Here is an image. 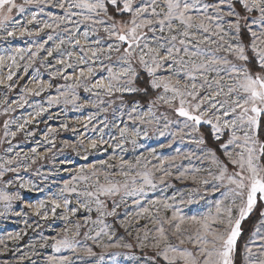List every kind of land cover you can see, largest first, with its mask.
<instances>
[{
  "label": "snow or ice",
  "instance_id": "obj_1",
  "mask_svg": "<svg viewBox=\"0 0 264 264\" xmlns=\"http://www.w3.org/2000/svg\"><path fill=\"white\" fill-rule=\"evenodd\" d=\"M30 6L37 10L30 13L29 19H23ZM45 6L59 9L63 15L54 11L45 13ZM42 15L48 19L41 21ZM41 23L42 26L35 31L30 29L31 25ZM68 24L74 27L64 28L67 40L61 39L48 50V57L66 42L73 43L83 53L77 57L82 64L99 61L100 69L80 67L78 78L65 76V80L72 79L74 83L65 85L63 92L57 88L60 95L49 97L48 104H58L63 98L65 104L75 106L79 99L76 90L82 86L85 92L95 94L98 104L104 103V96H118L122 108H131L128 116L133 123L158 125L163 121L164 129H168L173 123H181L182 118V127L172 133L173 137H191L200 152L199 156L190 152L183 157L189 160L195 157L209 165L204 170L206 176H199L201 169L195 167L179 172V179H191L197 185L188 193V203L198 202L192 197L200 194L201 186L208 195L210 181L217 182L211 185L212 194L224 189L214 206L202 214L184 215L176 207L168 216L161 215L157 208L155 215L150 217L151 229L145 225L142 238L141 233H137L139 247L153 250V255L148 258L149 264H264V0H0V33L3 34L0 40L14 37L18 28L20 36H39L46 29H60ZM80 25L85 26L83 42L76 38ZM52 39L53 36L48 34L47 40L36 44L34 51L28 49L30 56L25 71ZM23 52V49L16 48L10 54L0 55V67L8 68L0 85L8 90L13 87L11 81L16 75L13 69L18 67V58L24 59ZM73 55L67 52V60L60 59L57 63L62 68H71L73 65L67 61L72 60ZM99 70L105 71L107 76L92 83L91 79ZM51 87V84L40 81L37 84L39 91L33 88L23 91L39 95L40 91ZM126 94L130 97L128 100ZM20 100L24 101L23 95ZM0 105H4L5 113L15 111L8 104L6 95ZM145 105L148 111L141 114L138 110ZM22 106L16 102V107ZM159 108L166 111L158 114ZM46 111L38 106L35 115ZM10 123L4 121L5 137L16 136V132L8 130ZM28 123L31 121L25 120L17 130L23 131ZM144 134L147 135V131ZM128 135L127 128L121 129V137L127 138ZM160 135L164 132L161 131ZM132 143L135 144L134 139ZM92 147H96V142ZM8 151L11 152L12 148L9 147ZM32 152L36 153V149L33 148ZM177 152L178 156L165 157L164 162L172 164L180 158L179 149ZM20 155L16 153V157ZM12 163L11 158L0 162V179L5 171H17L8 167ZM116 167L105 160L87 168L81 167L61 189L62 193L82 197L83 202L78 201L79 207L89 213L95 206L99 214L97 219L91 220L89 216L84 222L91 221L102 227L93 236L85 232L86 239L99 241L102 236L109 235L104 217H116L117 209L128 198H132L133 205H138L137 197H142L146 189L156 187L155 172L163 173L159 177L160 183L172 174L170 168L153 166L149 169L144 157H137L135 162L121 159L118 174H113ZM17 182L21 188L28 187L19 181V177ZM77 182H81L83 188L77 187ZM12 183L7 181L8 185ZM109 198L111 210H108ZM20 199L19 192L0 190V202L5 212ZM153 203H162L165 210L174 208L173 204L160 200ZM52 205L55 214L61 204L53 200ZM70 205V200L63 201V206L69 209L65 221L75 216L78 210ZM43 207L44 202H41L37 214ZM149 212V208H143L136 215L146 216ZM253 215L256 220L241 245L239 240L245 231L243 223ZM80 228L78 220L74 236H69V229L65 227L52 237L50 246L53 251H82L84 256H95L90 246L81 248V242L76 238L80 235ZM9 239L19 240L21 236L17 233ZM45 246L47 241L41 245ZM100 246L105 251L132 247L119 243ZM6 251L7 246L0 240V252ZM113 255L119 256L120 253ZM24 258L21 256L20 260ZM45 264H73V261L70 256L50 255Z\"/></svg>",
  "mask_w": 264,
  "mask_h": 264
},
{
  "label": "rangeland",
  "instance_id": "obj_2",
  "mask_svg": "<svg viewBox=\"0 0 264 264\" xmlns=\"http://www.w3.org/2000/svg\"><path fill=\"white\" fill-rule=\"evenodd\" d=\"M34 6H30L28 12L24 14L23 19H29L30 13L36 11ZM54 11L58 15H63L59 9H52L50 6H45V13ZM20 19L21 17H17ZM46 15L41 16V21L47 20ZM75 19V18H73ZM39 25H31L30 29L35 31ZM72 29V24L62 25L60 29H46L39 36H20V29H16V35L8 38L7 41L0 40V55L10 54L16 48L23 49L24 59L18 58V67L14 68L16 75L13 76L11 83L13 87L8 90L3 85H0V100H3L5 95L8 97V104L15 111L4 112V105H0V162L8 159H13V163L8 167L17 169L15 172L5 171L4 177L0 179V190H5L10 193L19 192L21 199L14 201L11 209L5 212L2 202H0V240H3L8 248L6 252H0V264H45V259L50 255L70 256L73 264H149V259L153 255L151 247L140 248V241L137 239V233H141L142 229L147 225L151 229L152 225L150 217L154 216L157 208L160 209L161 215L171 216L172 211L178 207L184 215L202 214L214 206V202L220 199V192L211 193V185L217 183L210 181L207 186L208 195H205L203 186L200 188V194L194 195L193 203H188V193L197 187L191 179H179V172L184 168L195 167L201 169L199 176H206L204 171L209 167L207 162H202L193 157L191 160L185 159L183 154L195 153L199 156L195 144L191 142L192 138L185 136L183 139L174 138L172 133L178 132L182 127L181 123H173L168 129H164L163 121L158 125H145L139 121L133 123L129 119L128 113L131 108L128 106L121 107L118 96L102 97L104 103L98 104L95 94L84 91L81 86L77 88L76 94L79 99L76 105L65 104L63 98L60 103L48 104L49 97L60 95V91H65V85L73 84L72 79L65 80V76L79 77V68L92 66L100 69L99 61L95 64H82L77 57L83 55L78 47H74L73 43L66 42L64 46L57 52H54L51 57H48L47 51L52 49L61 39L67 40V33L64 28ZM85 26L80 25L79 32L76 38L83 42V31ZM11 30V27L9 28ZM48 34L53 36L51 41L45 44L44 49L35 57L31 67L25 71V65L28 64L30 52L28 49L35 50V45L43 43L47 40ZM0 35H3L0 33ZM101 35L103 33L101 32ZM91 37L90 39H95ZM106 46V45H105ZM67 52H72L73 59L67 61L73 67L62 68L57 63L60 59L67 60ZM105 64L107 61L105 60ZM7 66L0 67V79H5L7 76ZM53 73H58L53 75ZM107 76L103 70H99L95 77L91 79L95 83L96 79ZM43 81L45 84H51V88H45L40 91L39 95L28 94L23 90L25 88H33L39 91L37 84ZM24 96V101L20 100ZM125 99L129 96L126 94ZM112 101V103H109ZM16 102L22 103V107H16ZM88 102V103H86ZM142 104L144 102H141ZM81 105H84L81 107ZM39 107L46 108L47 111L36 116L35 113ZM141 114L148 111L145 105L138 110ZM166 109L159 108L160 112H165ZM171 115V113H169ZM89 117H94L89 119ZM173 120L176 118L173 116ZM11 121L9 132H16V136H4V121ZM30 120L31 123L25 124L23 131H18L17 126ZM67 125V127H64ZM127 128L130 135L127 138L120 136V131ZM54 129L55 131H50ZM147 131V135H145ZM163 131L164 135H160ZM139 132V135H137ZM133 139L135 144L132 143ZM81 141L83 143H81ZM96 142V147L92 144ZM74 145L75 147L66 146ZM121 147H117V145ZM170 145V146H169ZM9 147L12 151L9 152ZM36 149V153L32 149ZM179 149L180 158L172 164L164 162L165 157L178 156ZM21 155L16 157V153ZM109 157L112 159L109 160ZM137 157H144L147 161L149 169L153 166L156 168L164 167L171 170V175L166 177L163 183L159 182V177L163 173L157 171L154 173L155 188H148L142 197L139 199L138 205H133L132 198H128L125 204H122L117 209V216L104 217V223L109 227L107 229L109 235H104L99 241L86 239L85 232L90 236L95 235L100 230L101 225L93 224L91 221L85 223L86 217H91V220H96L98 213L93 205L92 212H88L84 208L79 207V202H83L82 197L76 194L62 193L65 181H70L72 176L81 167L87 168L89 165L98 164L99 161L105 160L110 164L117 166L114 168L113 174H118V165L123 159L124 161L135 162ZM191 175V174H189ZM19 181L28 185L27 188H21ZM11 180V185L7 181ZM77 187L83 188L81 182H77ZM203 197V199H201ZM67 199L71 201V207H76L77 213L75 216H70L69 220L65 221L64 216L69 211L63 206V201ZM58 200L61 204L60 208L56 209L55 214L52 213V201ZM156 200L173 204V209H163V204L153 203ZM183 201V203H181ZM44 202V207L40 208L39 214L36 209ZM143 208H149L150 212L146 216H137L136 213ZM108 210H111V198L108 200ZM81 222L79 229L80 235L76 238L81 242V248L90 246L95 256H84L83 252L72 253L68 250H62L60 253H55L51 248L52 237L61 233V230L67 227L69 236L76 234L75 223ZM246 226L243 223V228ZM19 233L21 239H9V236L15 237ZM114 233V235H113ZM111 236V239H109ZM47 241V246L41 247ZM240 241V240H239ZM131 244V248H109L105 251L101 244ZM151 243L150 241L148 242ZM243 244V243H242ZM35 245V247H32ZM119 252V256L113 254ZM103 254V259L100 255ZM25 257L22 261L20 257ZM82 257V259L78 258Z\"/></svg>",
  "mask_w": 264,
  "mask_h": 264
},
{
  "label": "trees",
  "instance_id": "obj_3",
  "mask_svg": "<svg viewBox=\"0 0 264 264\" xmlns=\"http://www.w3.org/2000/svg\"><path fill=\"white\" fill-rule=\"evenodd\" d=\"M130 98V97H129ZM137 99H141L140 97H137ZM141 102H144V100L143 99H141ZM256 220V216L255 215H253L249 220H246L245 221V224H246V226H244V229H245V231H244V235H243V237L240 239V241H239V243L242 245V243L248 238V236H249V232H250V230H251V227H252V224H253V222Z\"/></svg>",
  "mask_w": 264,
  "mask_h": 264
}]
</instances>
